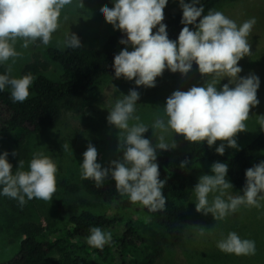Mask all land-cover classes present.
Listing matches in <instances>:
<instances>
[{
	"label": "clouds",
	"instance_id": "obj_1",
	"mask_svg": "<svg viewBox=\"0 0 264 264\" xmlns=\"http://www.w3.org/2000/svg\"><path fill=\"white\" fill-rule=\"evenodd\" d=\"M111 3L113 7H103L99 15L126 37L120 39L119 44L124 47L114 56L113 78L134 81L137 87L126 95L121 93L107 116L108 124L118 130V151L123 155L105 167L97 162L98 150L89 143L80 163V176L94 182L97 189L109 179L115 181L119 195L127 197L131 204L153 213L162 212L166 208L162 191L166 180L160 178L157 157L162 151L177 148L174 137L182 135L190 144L206 142L209 148L220 141L215 151L222 156L226 148L238 149L236 136L246 130L250 110L260 104V77L254 73L241 76L239 66V61L251 53L248 37L256 19L238 25L220 11L209 10L204 15L201 0H178L184 27L178 39L172 40L163 23L169 0ZM69 7L85 8L83 0H0V67L5 69L0 73V92L8 90L13 103L29 98L34 80L31 74L12 75L13 65L22 57L17 43L21 42L22 49L50 45L62 22L70 19L67 14L62 15ZM58 45L66 49L82 47L79 36L72 31L65 33ZM194 64L205 77L203 85L174 91L167 98L163 113L155 114L153 121L145 124L138 114L137 88H155L157 78L165 70L187 77ZM226 78L228 83L218 88ZM257 123L264 130V115L257 116ZM150 130L151 137L145 138ZM62 148L66 152L67 144ZM8 157L7 151L0 154V197L16 200L20 207L33 199H52L57 165L51 157L36 151L27 170L20 159L15 171ZM189 164L191 161L186 158L179 166L187 169ZM228 171L226 163L214 162L212 174L201 175L193 187L196 211L205 216L211 214L215 221L225 220L242 207H264V161L246 170V183L240 195L231 194L234 186ZM89 233L86 243L92 248L103 250L113 242L112 233L100 227H91ZM197 234L205 237L206 229L198 227ZM216 247L236 256L256 254L255 241L242 238L235 231L219 239Z\"/></svg>",
	"mask_w": 264,
	"mask_h": 264
},
{
	"label": "rangeland",
	"instance_id": "obj_2",
	"mask_svg": "<svg viewBox=\"0 0 264 264\" xmlns=\"http://www.w3.org/2000/svg\"><path fill=\"white\" fill-rule=\"evenodd\" d=\"M204 1L201 0V3ZM83 3L84 9L69 7L62 13V15L67 14L70 19L67 22H62L61 27L53 34V40L47 47L32 45L28 49H22L20 47L21 42L17 43V50L22 52V57L13 65V76H23L25 66L33 61L35 55L43 62L49 63L46 54L47 49L50 47L62 49L63 47L58 45V41L63 39L65 33L71 31L78 33L85 47L101 49L109 36L120 32L114 30L112 25L99 15L103 7H113L111 0H83ZM217 11L222 12L238 25L251 18L256 19V24L248 37L251 53L239 61V66L242 68L241 76L254 73L260 77L261 86L257 93L260 104L250 110V118L246 121V130L236 136L238 149L226 148L224 156L233 157L264 131L259 128L257 123V116L264 115V0H241L235 3H225ZM173 14H182L178 0H169L164 10L165 19ZM49 64L48 71L43 72V74L55 80L59 79V67L51 62ZM204 80L205 77L201 76L198 66L195 64L187 77L165 70L162 77L157 78L155 88H137L140 92L137 108L141 120L145 124H150L155 114L163 113V106L174 91H187L192 86H202ZM226 83H228L227 78L221 81L218 88H222ZM136 87L134 81L104 78L99 84L100 98L92 108L80 115L65 113L55 128L42 134L28 136L24 146L16 145L18 135L6 137L0 134V154L5 151L9 153L8 159L13 165V171L18 168L20 159L24 161L25 170H27L32 154L36 151H41L46 156L51 157L57 165L56 191L52 199L49 201L33 199L28 201L25 206L20 207L16 200L0 197L9 214V217L5 216V220L6 218L10 219L14 226L25 221H34L42 225L46 238L49 241H54L58 232L68 227V219L75 212L87 210L94 214H108L110 216L115 213V205L106 204L82 190L73 193L69 188L72 185L80 184L82 181L80 163H82L83 153L89 143L97 148V162L105 167L112 160L120 157L118 130L108 124L107 116L116 100L121 97V93L126 95L130 89ZM220 143L217 141L211 149L215 151V147H218ZM63 144L68 146L66 152L63 151ZM13 152L20 155L13 156ZM259 160L260 162L264 161V152L259 156ZM211 165L210 162L203 161L195 166L194 170L198 179L201 175L212 174ZM243 188L236 194L231 191V194L233 196L243 194ZM80 200L84 201L85 205H78ZM194 202L195 197L192 192L188 200L184 202L187 211L184 241L174 248L165 246L162 257L155 264H264V207L259 209L242 207L236 214L227 217L225 220L215 221L211 214L205 216L198 213ZM261 203L264 204V201ZM134 218L142 231L149 235L151 243L155 244V235L147 225V218L141 213ZM198 227L206 229L207 235L205 237L198 236ZM232 231L237 232L242 238L254 240L256 254L253 256H236L221 252L216 247V242ZM106 232L121 236L124 232V226L108 229ZM20 241L21 238L15 235L14 230L0 233V261L9 259L17 253ZM62 249V254L73 249L75 257L82 259L83 264H93V262L103 264L93 253L95 248L90 247L86 240L66 243ZM148 250L154 253L151 247ZM57 255L61 257L60 253ZM113 264L118 263L115 261Z\"/></svg>",
	"mask_w": 264,
	"mask_h": 264
},
{
	"label": "trees",
	"instance_id": "obj_3",
	"mask_svg": "<svg viewBox=\"0 0 264 264\" xmlns=\"http://www.w3.org/2000/svg\"><path fill=\"white\" fill-rule=\"evenodd\" d=\"M238 1L241 0H205L202 3L204 15L209 10L217 11L225 3ZM181 19L182 14H173L163 21L172 40L178 39L184 27ZM77 35L81 40V48L50 47L46 51L49 63L60 69L59 79L44 75L43 72L48 71L50 64L35 55L23 71V75L31 74L34 77L29 98L23 103H13L8 90L0 92V134L6 137L18 135L15 142L17 146H24L30 135L42 134L55 128L65 113H85L100 98V82L104 78L114 77V56L124 47L119 44L120 39L126 37L118 32L109 36L101 49H91L85 47L81 36ZM4 70L0 67V73ZM150 137L151 130L145 134V138ZM174 140L177 148L162 151L157 157L160 178L166 180L162 190L166 197V208L162 212L153 213L139 204H131L128 198L119 195L115 181L109 179L102 188L97 189L94 182L82 180L80 184L70 186L69 190L73 193L82 190L106 204H113L116 207L115 213L110 216L87 210L75 212L68 219V227L59 231L54 241H49L42 225L34 221L14 226L10 219L5 220L9 214L0 199V233L14 230L15 235L21 238L18 252L0 261V264H83L82 259L75 257L73 249L62 254V246L76 240H87L91 227H100L106 231L121 225L124 226V232L121 236L112 235L111 245H106L103 250H93L98 260L103 264H113L115 261L118 264H155L162 257L165 246L174 248L184 241L187 222L184 202L198 182L195 166L203 161L211 164L217 161L226 163L229 168L228 179L234 186L231 191L236 194L245 186L246 170L258 164L259 156L264 152V131L233 157L217 154L206 143L190 144L182 135L175 136ZM186 158L191 164L187 169H181L179 165ZM79 202L78 205H85L84 201ZM139 213L147 218V225L155 235V244L151 243L149 235L136 222L134 217ZM150 247L154 253L148 250Z\"/></svg>",
	"mask_w": 264,
	"mask_h": 264
}]
</instances>
